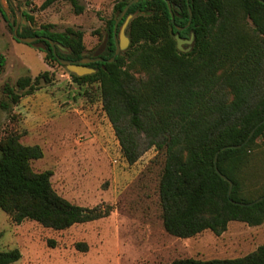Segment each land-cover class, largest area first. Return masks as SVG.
<instances>
[{
  "label": "trees",
  "instance_id": "1",
  "mask_svg": "<svg viewBox=\"0 0 264 264\" xmlns=\"http://www.w3.org/2000/svg\"><path fill=\"white\" fill-rule=\"evenodd\" d=\"M61 1L69 2L76 13L84 11L79 0H44L40 8ZM129 1L118 0L113 7L105 50L99 53L106 60L87 64L95 69L93 73L70 72L72 78L78 84H100L103 108L129 163L153 146L164 154L159 198L163 225L170 234L189 238L210 229L220 235L232 220L264 223V199L252 205L233 202L248 203L264 196V185L252 183L253 175L248 177L256 146H264V123L242 147L222 148L243 143L264 119V3L170 0L177 5L173 21L166 0H138L118 27L132 15L126 28L130 45L109 62L116 50L114 24ZM30 3L26 0V5ZM0 11L12 29L1 5ZM22 14L34 22L27 11ZM176 25L188 26L178 31ZM24 28L18 27L20 35L47 36L66 48L56 49L60 57L75 60L96 54L87 53L80 28L58 31L52 24ZM176 33L184 39L194 34L189 51L178 49ZM32 44H40L46 63L66 68L48 41ZM3 62L0 55V66ZM141 73L146 77L136 76ZM41 81H51L47 69L18 78L15 87L6 83L3 92L9 100H1L0 107L17 105L23 96L38 90ZM20 137L9 132L0 139V208L13 221L34 220L62 230L110 214L108 208L83 206L60 195L53 187V170L36 171L32 166L44 156L43 148L24 144ZM217 152L219 170L233 181L230 195L229 181L215 168ZM78 246L87 248L85 243ZM20 258L18 248L0 251V264ZM169 264H264V244L239 257H183Z\"/></svg>",
  "mask_w": 264,
  "mask_h": 264
},
{
  "label": "rangeland",
  "instance_id": "2",
  "mask_svg": "<svg viewBox=\"0 0 264 264\" xmlns=\"http://www.w3.org/2000/svg\"><path fill=\"white\" fill-rule=\"evenodd\" d=\"M31 1L26 5V0H8L14 18L20 15L22 31L42 24L58 31L80 28L88 54L105 50L107 23L118 0H79L85 7L81 13L69 2L41 9L44 0ZM23 11L33 16V23ZM39 45L14 39L0 11V101L9 100L4 85L15 87L22 76L47 69L51 80L41 81L40 88L17 105L0 107V139L17 132L22 143L39 144L44 156L32 162L34 170H53V187L60 195L83 206L108 208L110 214L56 230L34 220L16 223L0 208V251L21 252L10 264H169L183 257H239L264 244V223L239 220L230 221L220 235L210 229L189 238L170 234L159 198L164 154L153 146L129 163L103 108L100 84L76 83L65 67L46 63ZM251 164L248 177L253 175L251 182L263 187V145L256 146Z\"/></svg>",
  "mask_w": 264,
  "mask_h": 264
},
{
  "label": "water",
  "instance_id": "3",
  "mask_svg": "<svg viewBox=\"0 0 264 264\" xmlns=\"http://www.w3.org/2000/svg\"><path fill=\"white\" fill-rule=\"evenodd\" d=\"M138 0H130L129 3H127V5L124 7V9L122 10V12L119 14V16L117 17L116 21H115V24H114V29H113V35H114V39H115V44H116V50H115V53L114 55L107 59L109 62H112L114 61V59L124 53L126 51V49L129 47L130 45V38L129 36L126 34V28H127V25L129 23V20H130V17L132 15H128L127 18L125 19V21L123 22V24L121 25L120 29L118 30V27H119V23L120 21L122 20V18L124 17V15L126 14L128 8L135 2H137ZM261 2L264 3V0H259ZM167 4H168V7H169V10H170V13L172 15V20L174 21V18H175V13L173 11L174 8H177V5H174L171 3L170 0H166ZM0 5H1V8L3 9L5 15H6V19L9 20L10 22V25L12 26V35L14 37V39L20 41V42H24V43H34L35 41L39 40V39H44L46 41H48L51 46H52V49L59 61V63L63 64L66 66V69L70 72H73L79 76H82V75H85V74H89V73H93L95 72V69L94 68H91L89 67L87 64L91 63V62H95V61H104L106 60L105 58L99 56V53L100 51L96 52V54L94 56H86V57H82L80 59H66V58H63V57H60L59 55L56 54V49L57 48H60L62 49L63 51L66 50V48H64L63 46H61L59 43H55L54 40H52L50 37H47V36H40V35H32V36H23V35H20L19 34V31H18V27H19V23H20V15L17 17V19L15 20L14 18V15L12 13V5L8 2V0H0ZM192 13H190V17H191ZM191 19V18H190ZM189 25V24H188ZM188 25L186 26H178L176 25L178 31H181L183 30L184 28H186ZM175 38H176V41H177V47L179 50L181 51H189L191 49V46L193 45V42H194V34L192 33L190 35V37H188L186 40L184 38H182L179 33H176L175 34ZM184 44H190L191 46L187 47V49L184 48ZM262 123H264V119L261 120L251 131V133L249 134L248 138L243 142V143H240V144H235V145H226V146H223L222 148L225 149V148H228V147H233V148H240L242 147L244 144H246L250 138L253 136V134L255 133L257 127L259 125H261ZM218 153H216L215 155V168H216V171L219 173V175L228 180L229 181V191H228V194L230 195L231 194V191H232V188H233V181L230 180L224 173H222L216 162H217V157H218ZM264 199V196H261V197H258L257 199H255L254 201H251V202H240V201H234V203H237V204H241V205H252L258 201H261Z\"/></svg>",
  "mask_w": 264,
  "mask_h": 264
},
{
  "label": "flooded vegetation",
  "instance_id": "4",
  "mask_svg": "<svg viewBox=\"0 0 264 264\" xmlns=\"http://www.w3.org/2000/svg\"><path fill=\"white\" fill-rule=\"evenodd\" d=\"M13 8V7H12ZM12 12H14V8L12 9ZM188 45V44H187ZM188 46H191L190 44Z\"/></svg>",
  "mask_w": 264,
  "mask_h": 264
}]
</instances>
